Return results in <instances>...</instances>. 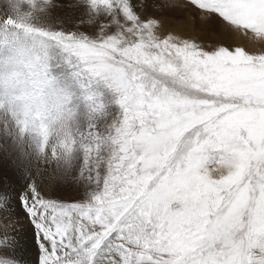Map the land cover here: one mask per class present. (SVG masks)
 <instances>
[{"label": "snow or ice", "instance_id": "obj_1", "mask_svg": "<svg viewBox=\"0 0 264 264\" xmlns=\"http://www.w3.org/2000/svg\"><path fill=\"white\" fill-rule=\"evenodd\" d=\"M190 4L200 10L201 19L218 16L227 29L233 30L234 25L264 37V0H190ZM118 12L126 23L119 24L116 37L102 46L83 37H57L85 58H94L90 71L106 77L120 95L121 135L114 178L123 179L122 174H126L128 188L115 197V207L86 206L93 187L91 163L78 170L77 185L83 189V198L65 202L54 185L66 172L55 164L53 141L46 133L29 138L23 127L4 129L9 138L7 151L15 154L26 172L27 186L19 194V203L34 231L39 264H208L196 250L200 236L196 227L186 241L155 246L132 225L140 203L135 199L139 193L137 177L146 152L162 143L178 144L193 130L215 131L218 124L239 135L247 166L255 177L264 176V43H254L236 31L251 43L247 50L245 46L205 50L191 39L171 34L161 39L156 33L159 22L142 20L129 0H118ZM88 143L83 159L91 161L106 145ZM224 190L197 176L186 186L183 199L199 201L208 194L221 197ZM0 201L4 209L0 211V249H6L11 247L19 223L5 207L6 193H0ZM199 215L210 218L211 210L205 205ZM192 219V209L188 208L173 221L174 227L183 231V225L191 224ZM14 261L6 251H0V264Z\"/></svg>", "mask_w": 264, "mask_h": 264}, {"label": "clouds", "instance_id": "obj_2", "mask_svg": "<svg viewBox=\"0 0 264 264\" xmlns=\"http://www.w3.org/2000/svg\"><path fill=\"white\" fill-rule=\"evenodd\" d=\"M76 3H86L96 13H119L118 0ZM53 6L54 0H4L10 13L5 23L11 34L0 35V136L4 139L0 147L7 151L9 138L4 136L5 128L23 127L29 138L46 133L55 146L57 168L66 172V182L77 183L79 168L91 163L93 187L86 206L111 209L116 205L115 197L128 188L126 174H122L123 179L114 178L121 135L120 95L106 77H97L90 71L89 65L96 63L94 58H85L64 39H57L76 35L53 28L42 19ZM124 23L125 20L120 24ZM231 27L254 43H264V37H257L254 32ZM118 31V26L115 34L105 28L96 40L83 38L102 46ZM57 50L63 53L62 57L54 54ZM64 69L102 81L111 90L119 112L112 116L102 106L80 111L77 93L59 83ZM89 141L106 145L91 161L83 159ZM244 150L239 135L218 124L215 131L193 130L178 144L162 143L146 152L137 177L139 193L135 199L140 203L132 225L155 246L186 241L196 227L200 233L196 250L208 264H264V176L253 175L241 155ZM197 176L225 189L221 197L208 194L199 201H185L184 190ZM205 205L211 210L210 218L199 215ZM188 208L192 209V222L178 231L173 221Z\"/></svg>", "mask_w": 264, "mask_h": 264}, {"label": "rangeland", "instance_id": "obj_3", "mask_svg": "<svg viewBox=\"0 0 264 264\" xmlns=\"http://www.w3.org/2000/svg\"><path fill=\"white\" fill-rule=\"evenodd\" d=\"M1 1L3 3L1 4L2 7L5 8L4 0ZM56 1L62 4V6L66 7V10L69 7L70 9L72 6L75 7L76 4L75 0ZM129 2L133 5V10L141 17L142 20L147 21L148 19H156L159 22V27L156 29V32L161 37V39H163V37L166 38L170 34L175 35L174 33L177 30H180L177 32L181 39L194 40L205 50H214L220 46L229 47L232 49L236 46L247 45V41L243 39L241 34L224 27L226 22H223L222 18L215 16L214 19H209L207 21L202 20L200 10L198 9V11H196L194 8L195 6L190 4V0H129ZM60 8L61 7L57 9L59 15H62L61 17L64 20H68V10L62 13ZM76 13L77 9L75 11V15ZM94 13L95 29L92 33L93 35H90L85 31V33H82L79 37L86 36L91 40H96L99 37L101 30L105 28L107 29L108 33L115 34L118 24L122 23L125 19L119 13H112L109 16L106 15L105 18L102 16V13ZM92 16L93 14L91 17ZM160 27L164 30L162 31ZM8 31H11V29ZM163 32H165V34ZM161 33H163L165 36ZM54 54L58 58L63 56V53L59 52L58 50ZM69 70L71 79L60 76L59 83L61 86L69 88L70 90L77 93L76 103L80 111H88L96 108L97 106H102L103 110L110 113L112 116H115L119 112V106L113 102L114 97L111 90L104 86L102 81H99L97 78H94L90 75L82 74L71 69ZM72 73L76 78H72ZM74 79H76V82ZM19 164L20 162L17 160L14 153L5 150L0 151V181H3V179L5 180L6 178V180H11L14 178L17 174V171L20 170L15 169ZM73 175H75V173H73ZM54 183L56 191L59 193L60 197L65 198V202H79L83 198V189L77 185L75 181L66 182L63 179L57 180ZM77 192H80L81 195L76 196ZM69 196H75L76 198L67 199ZM16 197L19 200V195ZM22 209L24 210V208ZM25 225L26 223L23 222L18 228L26 229ZM22 231L23 230L19 232V230H16L17 233H22ZM14 264L21 263L15 261Z\"/></svg>", "mask_w": 264, "mask_h": 264}, {"label": "bare ground", "instance_id": "obj_4", "mask_svg": "<svg viewBox=\"0 0 264 264\" xmlns=\"http://www.w3.org/2000/svg\"><path fill=\"white\" fill-rule=\"evenodd\" d=\"M1 4H3V3L0 0V35H10L11 31H8L10 28L5 23V21L8 18V15L10 13H8L6 11V9L2 7ZM192 6H194V5H192ZM59 7H61L60 11L62 13L66 12L68 10L67 11V13H69L68 20H64L61 17L62 15H59V13L57 11V9H59ZM76 9H77V13L75 15ZM67 10H66V7L62 6V4H60L56 0H54V6L49 8L46 11V13L43 15L42 19L46 23H48L50 26H52L53 28H56L58 30H63L66 33L75 34L76 37H78V38H79V36H81L82 33H85V31H86V33H89L90 35H93L92 33L94 32V29H95V16H94L95 13L90 6H88L86 3H81V4L76 3L75 7L72 6L71 9L69 7ZM195 10L198 11V9H196V8H195ZM100 13H102V16H104V18L106 17V15L109 16L112 14L110 12H103V11ZM92 14H93V16L91 17ZM74 18H75V21H74ZM163 30L164 29H162V31ZM177 31H180V30H177ZM176 32L174 34L176 36H178L179 34H178V32L177 33ZM163 33L165 34V32H163ZM163 33H161V34L164 35ZM171 35H173V34H171ZM245 47L247 50L249 47H251V43L247 41V45ZM71 75H73V73ZM61 76H63V78L69 79L71 77L70 76V70L64 69ZM74 77H75V75L72 76V78H74ZM74 80L76 82V79H74ZM15 169L16 170L20 169V170L17 171V174L14 178H12L11 180H6L7 179L6 178L5 180L3 179V181H0V193H6L7 194V203H6L5 207H7L8 211L15 214L14 219L19 223V226L23 222L26 223V225H25L26 229H23V228L19 229L18 228L17 230H19V232L21 230H23L22 233H17L15 231L12 234L11 247L6 248V249H0V251H6L8 253V255L15 258L16 262L21 263V264H39V257H38L39 249L34 243V231L31 227L30 222L26 219L27 214L24 213V210L22 209L23 206L19 203V200L16 197L20 193H22L27 186L26 185V179H25L26 172L22 168L21 164L17 165ZM45 183H47V181H45ZM54 185H55V183H54ZM2 202L3 201H0V203H2ZM3 210L4 209L0 208V211H3Z\"/></svg>", "mask_w": 264, "mask_h": 264}]
</instances>
